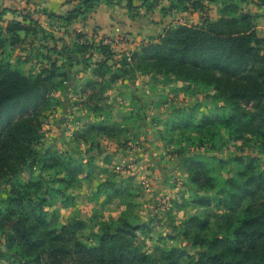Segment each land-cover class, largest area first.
<instances>
[{
    "label": "trees",
    "instance_id": "trees-1",
    "mask_svg": "<svg viewBox=\"0 0 264 264\" xmlns=\"http://www.w3.org/2000/svg\"><path fill=\"white\" fill-rule=\"evenodd\" d=\"M99 1L66 0L71 7L64 14L48 10L38 13L47 17L48 26L57 29L83 21ZM103 1L122 4L128 12L138 8L150 12L163 2ZM166 1V6L159 7L162 13L200 12L199 21L170 23L158 35L141 40L134 50L119 53L102 39L93 47V40L80 31H62L71 41L56 37L34 12L22 11L18 18L7 19L6 12L16 11L0 10V181L4 184L0 192V234L13 264H264V168L255 155H181L178 162L187 173L188 184L213 195L195 192L188 202L178 203L186 200L182 191L168 199L171 210L182 211L178 205L191 203L199 210L220 205L224 210L221 226L226 230L210 236L209 216L191 214L179 226L184 246H157L151 252L136 242V231L146 225L129 214H120L113 229L100 223L98 233L90 238L92 242L82 241L77 234L86 229V221L76 217L60 220L59 214L51 215L49 189L33 177L19 176L29 162L39 161L43 170L61 175L58 181L62 185L51 190L64 198V203L68 201L67 188L90 182L95 176L101 179L91 201L103 198L100 204H106L115 198L123 201L135 197L132 178L116 179L118 173H110V164L95 174L92 165L95 169L99 166L93 158L83 163L70 151L54 155L38 150L42 112L50 105L53 93L63 92L65 96L68 87L78 88L79 84L70 82L76 64L89 68L96 79L84 81L79 88L86 96L75 103L83 105L90 120L72 131L73 142L86 144L91 150L100 147L102 138L122 142L128 127L108 116L111 107L103 93L117 81L152 72L156 77L174 78L187 91L210 90L219 100V110L203 114L195 123L190 115L183 125L176 124L177 129L189 127L191 137L197 134L193 141L196 146H207L217 125L231 144L250 136L258 149L264 150V37L256 32L254 14L245 9L252 5L264 16V0ZM212 3L217 5L216 19L207 14ZM29 38L28 45L34 39L40 44L33 56L40 61H36L35 71L25 73L19 62H30L31 55L13 60L12 52L24 50ZM49 41L51 46L46 43ZM88 89L91 91L86 93ZM65 102H61L62 107ZM128 105V116L139 130L145 124V106L135 100ZM127 141L128 137L122 143ZM97 151L102 153L100 148Z\"/></svg>",
    "mask_w": 264,
    "mask_h": 264
},
{
    "label": "rangeland",
    "instance_id": "rangeland-1",
    "mask_svg": "<svg viewBox=\"0 0 264 264\" xmlns=\"http://www.w3.org/2000/svg\"><path fill=\"white\" fill-rule=\"evenodd\" d=\"M137 3H139V1ZM216 9L217 5L215 3L209 4L207 9L208 15L212 18H216ZM245 9L254 14L256 32L259 36L264 37V16L262 15V11L252 5H246ZM147 15L148 20L151 19V23H149L151 24V29H147L144 33H140L141 37L139 40L146 39L150 35H157L161 29L159 27V22L162 21V17H165L160 12H153ZM198 16V12H191L184 14V16H180L178 20L173 19V17H166L164 22L167 23V21L171 20L174 25L176 21L195 23L199 21ZM47 22L48 20H45L46 27ZM59 33V35H54L56 37H63L66 41H71V38L67 35L65 36L60 31ZM128 38V44L124 45L122 43V48L125 47V51L127 52L134 50L139 43L137 41H132L133 38L131 37ZM30 40L32 39L29 38L26 41L24 50H15L12 52L13 60L19 57L21 61L23 57L31 55L32 59L30 62H19L21 69L25 73H32L35 71L34 69H36L37 66L36 61H40V59H38L39 57L37 59L36 56L33 57L35 52L40 49V44H38L37 39H34V43L28 45ZM46 43H48L47 45H52V41ZM96 43L97 42L93 40V47H96V45H94ZM119 51L120 48L114 50L115 53ZM140 74L141 73H137V75ZM82 76V78L78 77L77 79L79 83V80L82 81L86 78L85 75ZM146 78L144 79L147 81L144 80L143 83L137 84L138 89L137 93L134 95L135 99H133L134 97L131 95V87L128 78L125 79L126 81L124 83L114 84L115 86L111 87L110 90L112 98L120 91L124 96H127L124 104H129L133 100H135V103L140 102L144 104L145 111L143 114L145 117L142 119H145V121L142 120V122L145 124L143 125L149 126V128H153L154 130L151 131V134L144 136L142 146L138 145L134 136L138 131V125H134V119L129 117L127 112L122 111L121 113L118 108L112 109V112L109 111L110 114L108 116H110L112 121H114V119H116L115 121H119L121 126L123 125L125 128L128 127L126 131L128 134L124 133L125 136H122L121 139L123 142L124 138L128 137L129 141L126 143L120 141L111 143L109 141L102 142L100 140V147H92V150L89 149L86 144L73 142L72 131L74 129L72 130L71 128H73L74 125L79 127L85 124L90 120V117L86 113L77 110L81 105L75 102H80V100L74 97L72 89L69 91L67 90L69 94H73L71 97L69 95L64 96L63 92H57L51 95L50 105L42 112L41 116V138L38 143V150H46L54 155H61L66 151H70L76 160H81L83 163L93 158L94 163L99 166V169H95L94 165H92L91 169H93V173L107 168V165L110 164L108 167L110 173H113V171L118 173L116 179L129 176L132 178L130 183L133 186L134 183L136 185V182L133 181V177L135 176H131V174L127 172L125 173V171L129 169L126 168L127 165L137 162L132 153L135 154L137 149L139 150L142 148V153L149 154L148 150L151 148V153L153 151V156L158 158L159 165L164 171L163 177H159L158 175L156 183L154 184V189L157 188L156 185L159 181H162L160 185L164 183L167 188L164 192L160 194L157 193L154 199V205L151 203V199L155 192L154 189L142 191V193L140 191V186H133V193L136 194L133 195H135V197H128V199L124 198L123 201L118 199L106 204H100V201H91L90 198H92L94 188L101 179L97 176L90 182L81 181L74 188H67L65 190L66 195H69L68 197H72V199L67 197L66 201H68L64 203L62 202L64 198L59 197L55 191L51 190L55 186L59 187L62 185L61 182L58 181L61 175H54L51 171L43 170L40 168L39 161L36 163L29 162L30 164L25 166L19 174L21 178L33 177L42 187L45 186L49 189L51 195L50 199H53V204L48 208L51 215L52 213L55 215L59 214L60 220L62 217H76L86 221V229L77 234L78 238L86 243L92 242L93 239L91 240L90 238L98 233L100 223H106L113 229L117 225L120 214H124L125 216L129 214L130 217H134L136 222L138 221L146 225L142 229L136 231V242L149 252L157 246H184L186 242L178 235L180 233L179 226L181 222L191 214H207L210 222L207 233L210 236L214 234L222 235L225 233L224 230L226 229L221 226L224 210L220 205L214 204L205 210H199L197 206L191 203L189 205H178L183 207L184 210L182 211H176L175 209L171 210L168 199L175 198L182 191L186 193V200L178 201V203L188 202L195 192L201 195L208 193H212L211 195H213V192L206 190L198 191L194 186L188 184L187 173L179 164V157L184 153L192 152L214 154L220 157H226L234 153H243L257 156L259 159L258 164H260L261 169L264 168V150H259L254 138L250 136H246L244 141L239 140L236 144H231L227 140L224 130L221 128L218 129L219 127L216 125V127L213 128L214 134L209 141L210 143L207 146L199 147L193 143L198 136L194 134V136L191 137L189 127L185 128L181 126L179 129L176 128L177 123L183 125L185 123L184 121H187L190 115H193V121L195 123L203 114L213 113L214 109H218L220 104L219 100L214 97L210 90L187 91L183 85L174 80V78L169 76L156 77L152 72L146 75ZM70 82L74 85L72 80ZM103 94L101 93V96H103ZM62 101H66L63 107L61 105ZM179 107H181V109ZM129 128L133 129L130 130ZM99 148L102 150L101 154L97 151ZM104 155L106 158L103 160L102 158ZM143 162L144 165L150 163L148 160H144ZM139 166H135L136 169H140ZM154 166V168H157L156 164H154ZM131 171H133L132 168ZM123 172L125 173L124 176L121 175ZM3 187L4 184L0 181V192ZM151 205L153 206L152 208ZM13 263L14 261L11 260L9 252L5 251L3 235L0 234V264Z\"/></svg>",
    "mask_w": 264,
    "mask_h": 264
},
{
    "label": "crops",
    "instance_id": "crops-1",
    "mask_svg": "<svg viewBox=\"0 0 264 264\" xmlns=\"http://www.w3.org/2000/svg\"><path fill=\"white\" fill-rule=\"evenodd\" d=\"M65 1L66 0H0V10L3 8H6V9H14L16 11L15 13L10 12V11L6 12L4 17L7 19H10L13 17L18 18L19 13L22 11L34 12L36 14V17L41 22V24L48 31H51L53 34L59 35L60 34L59 31L62 33V31H64L65 29L67 31H72V30L80 31V32L84 33L86 35V38H88L90 40L98 41V40L102 39L103 43H108L109 45L111 44L110 46L112 47L113 51L120 48L119 52L124 51L125 47L122 48V46H123L122 44H120L119 42H112V41L115 39H119L121 37H127V38L131 37V38H133L132 41H134V42L137 41L140 43V41H141V40H139L141 37L140 33H144L145 31H147V29H151V24H149V23H151V19L148 20L147 14H150L153 12H160L163 16H165V17H162L161 18L162 21L159 22V27L161 28L159 31V33H160L161 30L163 29V27L167 26L170 23H173V22H171V20H169V21H167V23H165L164 19L166 17H173V19L178 20V19H180V16H184V14H186V13H191V12H183V13L173 12V13H168V14L162 13L159 10V7L161 5L166 6L167 5L166 0H163V2L161 3L160 6H158L153 11H150V12L146 11L144 8H138L137 11L128 12L127 9L122 4L121 5H108L103 0H100L99 3L97 4V6L87 14V17L83 21L82 20H76V21L71 22L66 27H58L57 29L52 28L48 25L46 27L45 20H47V17L42 13H38V11L48 10V11H52L56 14H64L65 11L71 7V4L65 3ZM137 4H140V1ZM198 14H199L198 18L200 19L201 13L198 12ZM216 14H217V11H216ZM216 18H213V19H216ZM177 22L178 21H176V23ZM195 23H197V22H195ZM51 24H53V21H51ZM119 52H117V53H119ZM82 75H85L86 78L82 81L79 80L80 81V83H79L77 81V79H78V77L82 78L83 77ZM72 78H73L72 79L73 83L79 84V86L76 89H73L72 88L73 86H71V87H68L67 90L69 91V90L73 89L74 97L79 98V100H80V97L85 98V96H86L85 93L79 92V88L82 86V83L88 79H92V80L96 79L91 74V71L89 68L85 69L80 64H76L73 66ZM144 78H146V75H143V74H140V75L136 74L135 77L129 78L131 93H132L131 95H135V93H137V89H138L137 84L143 83L144 80L147 79V78L146 79H144ZM125 81L126 80L117 81V82L111 84L110 88H108L107 91H105V93H104L106 103H108L110 105L111 111H112V109L118 108L119 112L122 113V111L127 112V110L131 109L128 104H124L127 96H124L121 93V91L119 93L117 92V94L113 96L114 99L112 98L111 93H110L111 87L115 86L114 84H120L121 82L124 83ZM68 91H67L65 96L69 95L71 97L73 94H71V93L69 94ZM90 91L91 90L88 89L86 93H89ZM83 108L84 107L82 105L77 110H80L82 113H85L86 111ZM114 120H116V119H114ZM75 128H77L76 125H74V127L71 129L73 130ZM152 130H154V129L149 128V126L143 125L142 128H140L137 131L136 142L138 143V145L142 146L144 136L151 134ZM100 140L102 142L103 141H106V142L109 141L111 143H117V140H110L108 138H102ZM144 144H146V143H144ZM141 150H142V148H140L139 150L137 149L135 154L132 153V155L134 156V158L137 162H133L132 164L127 165L126 168H129V169H127V171H125V173L127 172L128 174H131V176H135V177H133L134 178L133 181L136 182V185L134 183L133 186L134 187L140 186V191L142 192V191H150L151 189L153 190L154 184L156 183V179H157L158 175H159V177L160 176L163 177L164 171L161 168V166L159 165L158 158L153 156V154H154L153 151L151 153V148H150V150H148L149 154L142 153ZM144 160H148L150 163H147L146 165H144V162H143ZM139 164H140V166H139ZM154 164H156L157 168H154L155 167ZM135 166H139L140 169H136ZM148 167H150V168H148ZM131 168L134 172L131 171ZM125 173L123 172L121 175L124 176ZM161 182L162 181H159L156 185L158 189L157 188L154 189V191H155L154 196L151 199L152 205H154V202H155L154 199H155V196L157 195V193L160 194V193L164 192L165 190H167L164 183H163V185H160ZM159 190H160V192H159ZM156 191H158V192H156ZM102 200H103V198L99 199L98 201L102 202ZM116 200H118V199L115 198V199L111 200V202L116 201ZM108 203H110V202H108ZM152 205H151V208L153 207Z\"/></svg>",
    "mask_w": 264,
    "mask_h": 264
},
{
    "label": "built area",
    "instance_id": "built-area-1",
    "mask_svg": "<svg viewBox=\"0 0 264 264\" xmlns=\"http://www.w3.org/2000/svg\"><path fill=\"white\" fill-rule=\"evenodd\" d=\"M112 42H119L120 44H124V45H126V44H128V42H129V38H127V37H121V38H119V39H115V40H113ZM166 206V205H165Z\"/></svg>",
    "mask_w": 264,
    "mask_h": 264
}]
</instances>
